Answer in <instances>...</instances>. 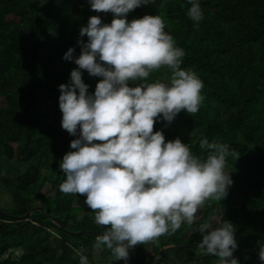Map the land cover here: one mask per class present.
<instances>
[{
  "label": "trees",
  "instance_id": "obj_1",
  "mask_svg": "<svg viewBox=\"0 0 264 264\" xmlns=\"http://www.w3.org/2000/svg\"><path fill=\"white\" fill-rule=\"evenodd\" d=\"M200 3L204 17L198 26L187 15L189 0H152L127 16L131 21L159 14L165 31L185 50L181 68L204 83L196 113L182 110L171 123L158 118L154 131L162 129L166 141L181 138L201 158L209 151L200 147L203 138L229 145L226 171L234 183L222 201H206L191 225L131 248L128 264H217V257L196 245L203 236L200 225L209 220L214 228L224 220L236 226L234 255L246 251L241 264H262L264 0ZM93 15L102 23L114 18L92 9L89 0H0V187L10 197L0 205V264H80L78 252L89 264H125L106 246H95L97 233L109 226L95 222L86 195L60 189L66 179L62 158L75 151L70 145L79 135L62 127L59 85L69 83L79 67L64 54L74 47V56L80 55L78 41L88 39L80 36L81 28ZM82 71L94 93L103 77ZM171 75L164 66L145 79L168 82ZM83 230L89 233L72 234Z\"/></svg>",
  "mask_w": 264,
  "mask_h": 264
},
{
  "label": "clouds",
  "instance_id": "obj_2",
  "mask_svg": "<svg viewBox=\"0 0 264 264\" xmlns=\"http://www.w3.org/2000/svg\"><path fill=\"white\" fill-rule=\"evenodd\" d=\"M89 3L114 18L102 23L101 16H91L81 28L80 36L88 39L78 41L80 55L74 56V47L64 54L79 67L69 83L59 85L62 127L79 135L71 141L75 151L62 158L66 179L60 189L86 195L95 222L109 226L95 246H106L116 261L128 264L131 248L175 233L185 222L191 225L206 201L228 196L234 181L226 158L233 150L203 138L200 147L209 151L201 158L181 138L166 141L162 129L154 131L158 118L171 123L182 110L196 113L204 83L194 71L181 68L185 50L165 31L159 14L128 20L131 10L152 0ZM189 3L187 15L198 26L204 17L200 0ZM164 66L172 71L168 82L146 81ZM82 70L103 77L94 93ZM135 81L142 83L132 86ZM199 231L198 247L217 257V264H241L234 255L239 243L231 221L214 228L209 220ZM77 254L80 264H89L86 255ZM258 254L264 264V242Z\"/></svg>",
  "mask_w": 264,
  "mask_h": 264
},
{
  "label": "rangeland",
  "instance_id": "obj_3",
  "mask_svg": "<svg viewBox=\"0 0 264 264\" xmlns=\"http://www.w3.org/2000/svg\"><path fill=\"white\" fill-rule=\"evenodd\" d=\"M213 201V200H211ZM10 202V197H9V193H8V190L6 188H2L0 187V205L1 206H4V205H7L9 204ZM150 243L149 241L146 242V245L148 246ZM98 261V260H97ZM99 263V261H98Z\"/></svg>",
  "mask_w": 264,
  "mask_h": 264
},
{
  "label": "water",
  "instance_id": "obj_4",
  "mask_svg": "<svg viewBox=\"0 0 264 264\" xmlns=\"http://www.w3.org/2000/svg\"><path fill=\"white\" fill-rule=\"evenodd\" d=\"M30 213H31V212H28V213L25 215V217H29ZM87 233H89V231H86V230L78 231V232H72L73 235H78V236H80V235H84V234H87ZM97 234H102V233H97ZM196 245H198V244H196ZM171 247H173V246L166 247V250L168 251ZM245 254H246V251H245V252H241V253H239V254H237V255H235V256H236L237 258H241V257L244 256ZM131 261H132V257H131V255H130V256H129V262L131 263Z\"/></svg>",
  "mask_w": 264,
  "mask_h": 264
}]
</instances>
